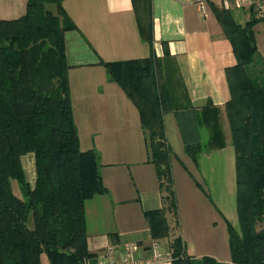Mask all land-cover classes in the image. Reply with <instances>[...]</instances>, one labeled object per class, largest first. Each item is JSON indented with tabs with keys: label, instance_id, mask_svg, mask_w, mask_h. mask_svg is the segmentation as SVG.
I'll list each match as a JSON object with an SVG mask.
<instances>
[{
	"label": "trees",
	"instance_id": "1",
	"mask_svg": "<svg viewBox=\"0 0 264 264\" xmlns=\"http://www.w3.org/2000/svg\"><path fill=\"white\" fill-rule=\"evenodd\" d=\"M66 0H29L25 15L0 20V264H86L95 256L87 248L85 202L107 193L99 154L82 151L71 104L65 34L76 25L63 9ZM143 40L152 42L150 0H133ZM55 5L52 11L49 6ZM233 45L237 65L226 71L231 100L225 116L236 152L237 209L240 230L228 224L233 264H264V85L248 75L258 52L252 18L245 26L214 7ZM110 82L117 83L138 108L157 171L163 207L146 213L155 237L170 235L167 214L176 226L178 200L167 144L164 116L178 109L170 94L160 59L100 62ZM208 107L215 109L209 101ZM219 110L200 111L212 129L207 145L186 144L196 165L206 151L226 146ZM219 139V141H218ZM218 141V142H217ZM209 145V146H208ZM33 153L34 184L22 158ZM18 185L20 195L14 191ZM171 264H220L213 257L186 254L180 233L171 239Z\"/></svg>",
	"mask_w": 264,
	"mask_h": 264
},
{
	"label": "crops",
	"instance_id": "2",
	"mask_svg": "<svg viewBox=\"0 0 264 264\" xmlns=\"http://www.w3.org/2000/svg\"><path fill=\"white\" fill-rule=\"evenodd\" d=\"M28 1L0 0V20L25 15ZM150 3L152 42L141 36L133 0L63 2L64 11L76 25L65 34V46L80 147L99 154L108 189L85 202L87 248L95 254L86 264L101 262L108 248L115 249L116 259L122 263L128 244L138 246L134 252L137 264H171V239L178 233L186 254L193 259L209 256L220 264H233L227 225L239 227L235 148L230 137L224 136L227 145L204 151L199 165L185 149L186 144H207L212 138L210 129L200 122V111L219 110L221 122L226 118L225 106L231 100L226 71L237 65L233 45L216 17L214 7L221 9L219 5L209 3L203 15L191 0ZM229 14L241 26L252 20L248 11ZM258 29H264V23L255 26L256 36ZM153 55L160 59L170 94L179 106L165 114L164 122L177 200L186 214L179 228L168 213L170 235L158 237L153 235L146 213L163 207L162 194L156 167L148 161L140 113L124 90L109 81L100 63ZM259 57L258 49L255 63L246 71L262 86L264 68L259 67ZM209 101L215 109L207 106ZM219 219L225 220V227L219 226ZM155 242L160 245L158 253Z\"/></svg>",
	"mask_w": 264,
	"mask_h": 264
},
{
	"label": "built area",
	"instance_id": "3",
	"mask_svg": "<svg viewBox=\"0 0 264 264\" xmlns=\"http://www.w3.org/2000/svg\"><path fill=\"white\" fill-rule=\"evenodd\" d=\"M198 8L199 12L206 15V5L209 3H214L219 5V7L225 11H248L252 18L260 20L264 23V0H191ZM159 243L155 242L153 248L157 251L159 250ZM137 244H128L125 246V261L119 263L115 257V249L108 248L106 258L95 264H137L134 259V252L137 251ZM160 258V255H156ZM91 264V263H90Z\"/></svg>",
	"mask_w": 264,
	"mask_h": 264
},
{
	"label": "rangeland",
	"instance_id": "4",
	"mask_svg": "<svg viewBox=\"0 0 264 264\" xmlns=\"http://www.w3.org/2000/svg\"><path fill=\"white\" fill-rule=\"evenodd\" d=\"M49 8L52 11L56 10V6L55 5H50ZM255 37H256L257 49H259V51L261 53V57H259V59H258V61H259L258 64H259V67L264 68V29H258L257 30V36H256V31H255ZM220 121H221V119H220ZM200 122H201V120H200ZM203 124L204 123H203V119H202V126H203ZM221 126H222L223 136L230 137V139H231L230 143L232 144V138H231V134H230V130L228 128V124H227L226 118H224V120L221 122ZM208 131H209V129H208ZM211 131H212V129L209 131L210 135L212 134ZM202 145H207V144H202ZM226 145H227V143H226ZM205 148H206V151H208L207 150L208 147L206 146ZM223 162H224V160H223ZM22 163H23V166L25 168L28 180L31 182V184H34L35 180H36V167H35V158H34L33 153L25 154L23 156V158H22ZM221 163H222V161H221V159H219L218 160V164H221ZM13 188H14V191L17 194L20 195V191H19V188H18V185L16 184V182H14ZM185 217H186V214H185L184 210H182V208L180 209V206H179V203H178V218H179V224L180 225L181 224L183 225ZM171 218H174L173 214H171ZM218 221H219V226L220 227H225L226 226V222H225L224 219L222 221L219 219ZM256 228H257L258 231L264 232V216L262 217L261 221L256 224ZM237 230H240V226L237 227ZM224 231H226V229H224ZM227 234L229 236V229H227ZM228 242H229V239H228ZM195 253H196V255H198V257H202V256H199L200 252H195ZM228 253L229 254H227V256L230 255V252H228ZM42 264H50L49 259H48V257L45 254L42 256ZM196 264H200V263H196Z\"/></svg>",
	"mask_w": 264,
	"mask_h": 264
}]
</instances>
